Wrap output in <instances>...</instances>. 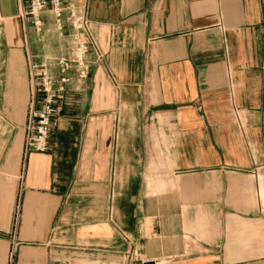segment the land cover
<instances>
[{
  "label": "crops",
  "instance_id": "1",
  "mask_svg": "<svg viewBox=\"0 0 264 264\" xmlns=\"http://www.w3.org/2000/svg\"><path fill=\"white\" fill-rule=\"evenodd\" d=\"M68 1L103 57L71 74L44 153L24 158L25 49L0 58V264H264V204L238 206L244 180L262 194L264 0ZM22 3L0 0L1 18L22 22ZM28 31L40 63L71 50L48 13ZM193 172L223 202L163 191Z\"/></svg>",
  "mask_w": 264,
  "mask_h": 264
},
{
  "label": "built area",
  "instance_id": "2",
  "mask_svg": "<svg viewBox=\"0 0 264 264\" xmlns=\"http://www.w3.org/2000/svg\"><path fill=\"white\" fill-rule=\"evenodd\" d=\"M46 13L51 15L59 36L70 38L71 50L67 55L53 58L48 64L40 63L37 56L27 52L31 100L25 125V159L31 153L48 150L49 139L60 113L58 101L72 83L71 74L75 75L78 84H82L90 74L87 56L91 50L98 59L103 57L90 34L86 12L68 0H23L20 17L24 29L28 31L32 28L36 33H41L43 15Z\"/></svg>",
  "mask_w": 264,
  "mask_h": 264
},
{
  "label": "rangeland",
  "instance_id": "3",
  "mask_svg": "<svg viewBox=\"0 0 264 264\" xmlns=\"http://www.w3.org/2000/svg\"><path fill=\"white\" fill-rule=\"evenodd\" d=\"M6 24V25H5ZM27 33L29 31H26L24 29L23 23L20 21V19H14V20H8L5 21L3 18H1L0 15V47L3 48V51H0V58L7 57V54H9V49H15L20 47V49L24 48L25 49V57L22 56L23 59L26 60V66H27V73H28V63H27V52L26 51V38H27ZM31 53V52H30ZM34 55V54H33ZM53 60V59H52ZM52 60H49V63L52 62ZM48 64V63H47ZM29 81V77H28ZM30 87V84H29ZM31 92V90H30ZM261 175L262 177L260 178L261 180V188H262V194L257 195L256 190H255V184L252 179H246L244 180V183H242V188H243V195L242 199L240 200L238 206H242L244 208H252L255 207L257 203H263L264 204V168H262ZM241 173V172H240ZM246 174V173H243ZM208 175V178L205 177ZM230 176H234V174H230ZM236 176V175H235ZM189 178V179H188ZM150 183L153 185L154 184V179H149ZM174 180V181H173ZM172 181L169 179L168 181L165 180L163 182V191H167L168 188L167 186L173 185L175 188L181 189L180 182L183 180H186L187 182L185 184L192 186L195 188V202L196 203H201L203 202L206 204V206H213L215 204H218L219 202H223L224 195L218 194V184L216 181L212 178L210 174H203L201 172H193L190 173L188 176L184 177H178L174 178ZM169 182V184L167 183ZM232 188L230 191L232 192L234 189V184L231 185ZM227 200V204L229 207H233L235 204V195L228 194L225 195ZM164 202L170 203V199L164 200ZM160 264H167L165 260H159L158 261ZM62 264H65V262L62 260ZM66 264H91L88 260H76L68 262L66 261ZM98 264H103V263H98ZM115 264L117 263V260H115ZM122 264V263H120Z\"/></svg>",
  "mask_w": 264,
  "mask_h": 264
},
{
  "label": "water",
  "instance_id": "4",
  "mask_svg": "<svg viewBox=\"0 0 264 264\" xmlns=\"http://www.w3.org/2000/svg\"><path fill=\"white\" fill-rule=\"evenodd\" d=\"M144 264H156L154 261H148V262H145Z\"/></svg>",
  "mask_w": 264,
  "mask_h": 264
},
{
  "label": "bare ground",
  "instance_id": "5",
  "mask_svg": "<svg viewBox=\"0 0 264 264\" xmlns=\"http://www.w3.org/2000/svg\"><path fill=\"white\" fill-rule=\"evenodd\" d=\"M22 5H23V3H22ZM22 5H21V10H22ZM22 20V19H21ZM22 23H23V21H22Z\"/></svg>",
  "mask_w": 264,
  "mask_h": 264
}]
</instances>
